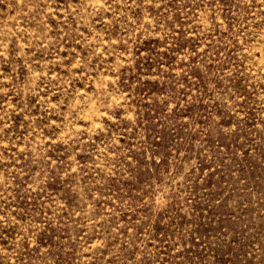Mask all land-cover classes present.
I'll use <instances>...</instances> for the list:
<instances>
[{"label":"rangeland","instance_id":"374dc122","mask_svg":"<svg viewBox=\"0 0 264 264\" xmlns=\"http://www.w3.org/2000/svg\"><path fill=\"white\" fill-rule=\"evenodd\" d=\"M0 264H264V0H0Z\"/></svg>","mask_w":264,"mask_h":264}]
</instances>
